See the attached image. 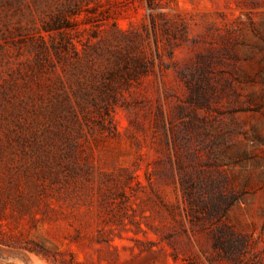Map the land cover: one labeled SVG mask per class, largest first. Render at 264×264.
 Listing matches in <instances>:
<instances>
[{"label":"rangeland","instance_id":"374dc122","mask_svg":"<svg viewBox=\"0 0 264 264\" xmlns=\"http://www.w3.org/2000/svg\"><path fill=\"white\" fill-rule=\"evenodd\" d=\"M0 264H264V0H0Z\"/></svg>","mask_w":264,"mask_h":264},{"label":"trees","instance_id":"16d2710c","mask_svg":"<svg viewBox=\"0 0 264 264\" xmlns=\"http://www.w3.org/2000/svg\"><path fill=\"white\" fill-rule=\"evenodd\" d=\"M155 24H152L154 26ZM47 30H60L56 23L49 27ZM115 64L110 65V62L104 67V73L108 75V81L111 82L115 80V78L120 77L124 80V76L133 78L144 67V64L141 62L139 58H131L129 61L125 60L123 65H118L116 61H113ZM103 73V72H102Z\"/></svg>","mask_w":264,"mask_h":264}]
</instances>
